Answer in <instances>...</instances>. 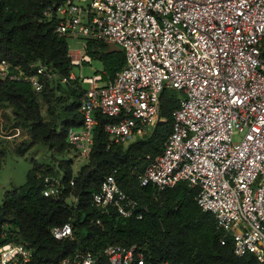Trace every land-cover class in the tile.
Instances as JSON below:
<instances>
[{
    "label": "built area",
    "instance_id": "built-area-1",
    "mask_svg": "<svg viewBox=\"0 0 264 264\" xmlns=\"http://www.w3.org/2000/svg\"><path fill=\"white\" fill-rule=\"evenodd\" d=\"M44 14L57 18L61 37L105 42L126 54L109 82L70 73V80L83 82L82 125L68 133L76 158L89 157L99 114L112 118L105 124L111 140L128 145L162 120L166 87L182 92L173 131L159 155L147 156L139 181L158 193L180 182L197 188L198 205L231 236L234 254L264 264V0H64ZM86 49L87 43L69 51L73 66L92 62ZM54 78V69L41 62L27 69L0 62V79L30 84L39 93ZM1 113L0 137L7 138ZM63 189L62 174L45 178V197ZM93 204L102 213L135 219L146 208L114 174L93 194ZM52 234L71 238L73 225L55 226ZM34 257L28 241L0 246V264H36ZM42 264H146V257L137 244L109 245Z\"/></svg>",
    "mask_w": 264,
    "mask_h": 264
},
{
    "label": "trees",
    "instance_id": "trees-1",
    "mask_svg": "<svg viewBox=\"0 0 264 264\" xmlns=\"http://www.w3.org/2000/svg\"><path fill=\"white\" fill-rule=\"evenodd\" d=\"M63 1L0 0V62L24 69L41 62L57 75L40 93L30 84L0 79V108H11L14 122L26 127L30 135V142L22 144L18 152L23 155L42 144L49 147L54 159L48 165L36 163L23 186L6 192L0 204V234L5 231L8 236H0V246L11 240L28 241L35 248L36 264L57 262L79 251L96 253L109 245L134 244L144 252L146 264H261L252 255L239 258L234 254L231 236L220 231L214 215L198 205L197 188L180 182L158 193L152 185L143 186L139 181L149 162L147 156L159 155L173 131V114L182 92L169 87L163 90L162 120L144 139L128 145L113 142L105 131L112 118L99 114L90 155L77 173L72 160L55 161L54 155L74 150L68 133L82 125L83 82L70 80L74 66L68 38L56 33L57 18L44 14ZM86 52L102 62V70L95 75H101L104 82L114 79L126 63L124 50L105 42L87 41ZM6 139L0 137V162L9 150ZM60 174L65 189L58 196L45 197V178ZM112 174L125 192L146 207L142 219L102 213L94 206L93 194ZM67 222L73 225V236L55 239L52 229Z\"/></svg>",
    "mask_w": 264,
    "mask_h": 264
},
{
    "label": "rangeland",
    "instance_id": "rangeland-1",
    "mask_svg": "<svg viewBox=\"0 0 264 264\" xmlns=\"http://www.w3.org/2000/svg\"><path fill=\"white\" fill-rule=\"evenodd\" d=\"M85 39L69 38L68 44L70 50H83L86 44ZM112 48H116L112 46ZM103 68L102 62L97 59H92L90 64L82 66H74L73 72L77 76L92 77L96 71H101ZM84 86L87 87V84ZM47 106L42 103V110L46 117ZM2 125L6 131L7 141H9V150L0 162V204L4 200L5 194L15 188L23 186L27 180V175L36 163L45 165L52 164L53 153L49 147L42 144H35L25 154H20L18 149L22 144L30 142L29 131L21 124H17L12 119V109L3 108L2 111ZM238 139V136H235ZM57 161L72 160L74 172L77 173L79 168L85 161L76 158V151L72 150L61 155H54Z\"/></svg>",
    "mask_w": 264,
    "mask_h": 264
},
{
    "label": "crops",
    "instance_id": "crops-1",
    "mask_svg": "<svg viewBox=\"0 0 264 264\" xmlns=\"http://www.w3.org/2000/svg\"><path fill=\"white\" fill-rule=\"evenodd\" d=\"M111 46H113V45H111ZM116 48H117V47H116ZM73 51H77V49H75V50H73ZM101 83H106V82L102 81ZM1 111H3L2 108H1ZM1 116H2V113H1Z\"/></svg>",
    "mask_w": 264,
    "mask_h": 264
},
{
    "label": "water",
    "instance_id": "water-1",
    "mask_svg": "<svg viewBox=\"0 0 264 264\" xmlns=\"http://www.w3.org/2000/svg\"><path fill=\"white\" fill-rule=\"evenodd\" d=\"M1 218H3V215H1Z\"/></svg>",
    "mask_w": 264,
    "mask_h": 264
}]
</instances>
